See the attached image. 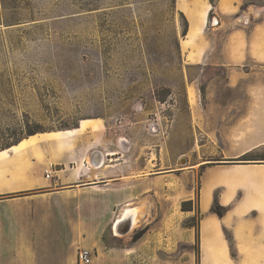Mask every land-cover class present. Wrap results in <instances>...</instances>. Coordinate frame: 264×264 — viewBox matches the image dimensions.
<instances>
[{
	"label": "rangeland",
	"instance_id": "1",
	"mask_svg": "<svg viewBox=\"0 0 264 264\" xmlns=\"http://www.w3.org/2000/svg\"><path fill=\"white\" fill-rule=\"evenodd\" d=\"M186 1L0 0V142L24 141L32 131L33 145L41 135L85 126L63 153L77 150V161L55 181L45 179L47 158L57 156L48 141L20 155L21 174L0 165V179L7 174L26 188L0 194V264H80L83 251L89 264H196L195 229L184 224L194 217L200 231L205 188L239 175L209 173L200 201V163L239 159L225 158L235 148L231 136L245 138L243 123L248 131L261 123L243 121L254 106L244 86L227 87L226 70L212 65L218 35L207 61L195 63L212 19L183 46L191 29L180 11ZM248 7L264 8V1L244 0L241 10ZM251 154L264 158V147ZM98 160L103 166L93 168ZM78 166L77 182L61 184ZM259 194L262 232L253 240L260 242L243 245L253 264H264ZM189 200L191 212L182 211ZM125 208L136 209L138 223L115 236L113 222ZM141 230L150 231L135 244ZM222 234L235 257L230 227Z\"/></svg>",
	"mask_w": 264,
	"mask_h": 264
},
{
	"label": "crops",
	"instance_id": "2",
	"mask_svg": "<svg viewBox=\"0 0 264 264\" xmlns=\"http://www.w3.org/2000/svg\"><path fill=\"white\" fill-rule=\"evenodd\" d=\"M243 1L216 0L214 5H211L209 0H188L185 2L187 9L191 10L192 13L198 12V9L200 11H206L205 23L203 25L204 27L206 25V30H208L207 21L212 19V24L209 28L210 37L206 38L203 45L199 46L196 50L200 54L195 63L198 64L207 61L209 58L208 55H211V52L215 48V40L213 37H217L218 35L220 43L212 65L222 67L226 70L227 87L232 89L241 85L244 86L249 103L254 106L252 111L244 115L243 121L261 123L259 127L254 128L252 131H248V123L241 125L247 131V135L245 138H241L238 135L235 137L231 136L229 143L231 147L235 148H230L229 151H232L233 154L225 157L228 159L239 158L246 153L264 147V76L261 71L264 67V8L253 9L248 7L246 10H241ZM180 11L188 19L190 18V20L196 18L195 16L188 15L183 10ZM196 52H193V54ZM84 127L80 124L77 129H74L75 134L69 140L62 141L59 133L55 132L41 135L43 137L41 142L29 145L31 139H34L35 136L29 137L19 145L1 152L0 165L3 164L13 168L11 172L13 176L21 174L22 171H20L19 167H21V164H24V161L20 155L31 147L35 148L45 141H48L52 144L54 152L57 154L55 157L47 158L49 167L64 166L65 169L60 168L59 171L55 170L56 173H63L66 171V168L70 167L71 163L77 161L78 151L73 150L67 154L63 153H66L70 149L73 141L76 139V135ZM24 143L29 146H25ZM114 154L110 152L107 156H114ZM81 163L82 165L87 164L86 159L83 158ZM209 163L214 166H206L209 164L203 165V163H200V167L205 166L200 201L204 182L209 173L214 172L218 174L235 169L239 174H237L238 177L243 173L245 178H241V180L239 179L235 182L216 183L210 188V191L205 188L201 206L199 202V208L204 214L200 222L199 264H253L254 253L243 250V245L251 244V249H253L255 243L259 244L260 242L259 240L256 242L253 240L254 233L262 232V226L255 224V222L259 221L260 215L258 213L261 211L254 206V200L257 195H260L259 192L264 194V164H227L222 163V161L218 162L219 164H211L214 162ZM91 165L93 168L98 169L103 166V162L98 160L97 162H91ZM79 171L80 166L71 170L73 174H63L59 178L60 183L70 185L77 182V174ZM171 171L173 172V170L167 172L170 173ZM3 176L5 177L0 179V194L18 192L26 189L24 188L25 184L23 181L11 179L7 174ZM98 178L101 179L103 177L99 176ZM217 189H219L218 198L220 205L224 207L229 206L227 213L222 218H218L209 211L213 201V192ZM206 190L209 191L208 198H204ZM254 190H259V192H255ZM188 199L191 198L189 197ZM202 209L208 211V214L206 215ZM132 210L135 215L134 229L138 223V219L136 209ZM152 215L155 216V214ZM119 216L114 220L113 226ZM253 216H255V219ZM224 227H230L231 229L235 257H231L229 243L223 237L222 229ZM149 231L138 239L135 244L143 243Z\"/></svg>",
	"mask_w": 264,
	"mask_h": 264
},
{
	"label": "trees",
	"instance_id": "3",
	"mask_svg": "<svg viewBox=\"0 0 264 264\" xmlns=\"http://www.w3.org/2000/svg\"><path fill=\"white\" fill-rule=\"evenodd\" d=\"M175 2V0H173ZM210 3L213 5V1L214 0H209ZM182 15V13H180ZM187 24L185 29L182 32V36H185L187 33ZM36 134V132H32V131H28L26 133V138L34 136ZM25 140V139H24ZM23 141V140H22ZM22 141H17L16 143H10L9 141H4V142H0V153L4 152L5 150L13 147V146H17L20 143H22ZM229 161H241V164H263L260 162L264 161V158H261L258 155H252L251 152L246 153L244 155H242L241 157H239V159L237 160H229ZM259 162V163H258ZM182 211H187V212H191V201H186L182 204L181 207ZM211 214L216 215L218 218H222L228 211V208L223 207L219 204V200H218V194H214L213 197V201L211 204V207L209 209ZM199 213V212H198ZM194 221V217L189 218V220H187L184 224V227L186 228H194L195 229V234H194V239H195V246H197V250H195V263L199 264V240H200V231H199V227L194 226L192 223ZM144 234V230L139 231L138 233H136L133 236V241H137L142 235Z\"/></svg>",
	"mask_w": 264,
	"mask_h": 264
},
{
	"label": "bare ground",
	"instance_id": "4",
	"mask_svg": "<svg viewBox=\"0 0 264 264\" xmlns=\"http://www.w3.org/2000/svg\"><path fill=\"white\" fill-rule=\"evenodd\" d=\"M185 11H186V13L188 15H194L197 19H195V21H192V19L190 20L191 29H190L188 35L186 36L185 41H183V46L184 47L188 46V44L192 40H194L196 38V36L198 35V33L201 30V27L203 25V22H204L205 16H206V11L205 10L204 11H200L198 9V12H195V13H192L191 10H187V9H185ZM80 124L82 126L83 122H81ZM73 130L59 132L60 139L62 141L63 140H69L70 137L75 134V131H73ZM232 178L233 179H237V180H239V179L241 180V178L242 179L245 178V175H243V173H241V176H239V177L238 176H233ZM219 180H221V179L213 178V179H211V182H214V181L218 182ZM223 180H226V178H224ZM205 197H207V198L209 197V191L208 190L205 191L204 198ZM134 225H135L134 211L132 209H130V208H126L121 213V215L119 216V218L117 219L116 223L113 226L114 235L115 236L126 235L127 233H129L133 229ZM124 230H127V232L123 233Z\"/></svg>",
	"mask_w": 264,
	"mask_h": 264
},
{
	"label": "built area",
	"instance_id": "5",
	"mask_svg": "<svg viewBox=\"0 0 264 264\" xmlns=\"http://www.w3.org/2000/svg\"><path fill=\"white\" fill-rule=\"evenodd\" d=\"M45 173V179L47 181H55L56 176L55 173L56 171L52 169V166H50V168L46 169L44 171ZM78 261L80 264H89L90 262V256L89 253L87 251H83V252H79L78 254Z\"/></svg>",
	"mask_w": 264,
	"mask_h": 264
},
{
	"label": "water",
	"instance_id": "6",
	"mask_svg": "<svg viewBox=\"0 0 264 264\" xmlns=\"http://www.w3.org/2000/svg\"><path fill=\"white\" fill-rule=\"evenodd\" d=\"M241 161H222V163H227V164H235V163H240ZM183 164V162H181ZM127 230H124L123 233H126Z\"/></svg>",
	"mask_w": 264,
	"mask_h": 264
}]
</instances>
